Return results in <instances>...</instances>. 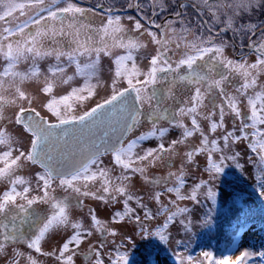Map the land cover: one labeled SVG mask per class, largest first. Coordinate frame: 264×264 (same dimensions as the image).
I'll use <instances>...</instances> for the list:
<instances>
[{
  "label": "snow or ice",
  "instance_id": "1",
  "mask_svg": "<svg viewBox=\"0 0 264 264\" xmlns=\"http://www.w3.org/2000/svg\"><path fill=\"white\" fill-rule=\"evenodd\" d=\"M127 8L137 13L126 17L131 27L112 5L0 0V256L7 257L5 264H39L33 252L55 264H76L78 256L83 264H134L133 235L167 245L170 226L177 221L186 234L192 232V209L181 207V201L207 207L195 219L211 230L220 194L216 182L229 165L243 169L240 153L233 151L238 143L249 149L258 173L255 192L264 200V22L252 20L264 10V0H129ZM229 32L231 40L224 39ZM149 43L154 53L141 55ZM229 47L231 55L226 54ZM102 57L111 59L108 83L101 78ZM27 85L36 86L35 94ZM101 88L109 94L78 111ZM37 100L52 118L33 106ZM146 124L147 130L135 134ZM172 128L180 135L166 145ZM218 130L222 134L210 138ZM195 134L201 137L198 144L190 142ZM149 140L158 143L143 148ZM202 154L207 179L188 186L187 166L198 167L196 157ZM155 167L168 171L149 175ZM136 174L145 185L160 189L147 196L160 206L155 213L144 196L131 191ZM169 193L175 199L162 203ZM85 198L122 203L123 211L114 212L108 222L89 207L85 227L72 215L74 208L85 206ZM239 199L237 194L234 202ZM252 219L247 210L237 217L233 243ZM125 221L136 228L117 243L120 233L110 224ZM69 229L58 247L43 250L53 234ZM94 233L99 238L92 242ZM20 245L30 252L25 255ZM200 255L199 264H249L255 256L264 261V251L249 249L234 259L216 258L210 251ZM186 259L192 264L191 256Z\"/></svg>",
  "mask_w": 264,
  "mask_h": 264
},
{
  "label": "rangeland",
  "instance_id": "2",
  "mask_svg": "<svg viewBox=\"0 0 264 264\" xmlns=\"http://www.w3.org/2000/svg\"><path fill=\"white\" fill-rule=\"evenodd\" d=\"M187 1V0H184ZM74 3H77L78 6L84 7V8H94L97 4H103L105 7L112 5L115 9L120 10L117 11L115 14H119L122 17H125L123 20V23L127 25L128 27H131L132 22L128 21L126 19L127 16H137L136 12H125L124 10L127 8V3L129 0H73ZM132 3H135L136 0H131ZM63 6V5H61ZM122 9V10H121ZM97 15L95 16V20L97 23H99L101 19V15L99 14L100 10L97 9ZM192 19L193 25L196 23V19L194 17H190ZM253 22L260 23L264 22V10L258 11L255 13V15L252 18ZM246 22V21H241ZM232 35V33H230ZM231 35H225L224 39L231 40ZM144 39H148L145 37ZM239 42V41H237ZM154 53V46L149 43L148 48L141 52V55L145 54H152ZM232 49L229 47L226 50V54L231 55ZM142 66L147 64V61H141ZM47 61L42 62V67L46 68ZM23 67V66H22ZM112 67L111 59L108 57H102L101 60V78L105 83L110 82V68ZM82 83V81H79ZM27 90L29 92H32L35 94V85H27ZM58 91H60L58 89ZM109 89L107 88H101L98 89V95L94 97L93 99L89 100L83 107V109H79L78 111L86 110L88 107L93 106L97 101L105 97L107 94H109ZM35 107H37V110L41 111L42 115H46L49 118L51 117V114L47 113L46 110L42 109L40 106L39 100H37L36 103H34ZM9 113H11V109L8 110ZM190 123V122H189ZM162 126H167L166 124H163ZM202 126H205V131L207 134V128H206V122H202ZM148 125L146 124L144 128L137 130L135 134H139L140 131H145L148 129ZM226 127L228 130H231V121L226 117ZM12 130V129H10ZM16 134L21 135V138H24L22 134L21 129L15 130ZM221 131L218 130L216 134H213L210 136V138H215L216 135H221ZM180 135V130L172 128L169 131V134L167 135L165 139V144L167 145L168 142H170L172 139H176ZM201 137L198 134H195L193 137L190 138V142L194 144H198ZM158 141L156 140H149L146 141L143 144V148L148 147H155ZM233 151L240 153L239 162L243 165V169H236L233 166L229 165L228 168L225 169L226 174H222L219 180L216 182L219 185V196H218V205H217V211L213 213V216L215 217V221L218 217L222 216L224 212H226L228 209L232 207V204L234 203V198L238 194L240 199L239 201L243 204H253L255 202H260L255 189L257 186L256 183V177H257V168L256 166L251 163L248 159L250 152L247 148V145L245 143H238L235 146H233ZM181 154L183 153V146L180 148ZM105 165H107L110 161V156L103 157ZM255 159V157H253ZM197 165H189L187 166V172L188 175L186 177L188 181V186H191L193 183L199 182L201 178L207 179V173L204 172V168L207 166V157L206 154H202L198 157H196ZM180 160L179 158L176 161V166L179 167ZM168 171L167 168L163 167H155V168H149L148 174L149 175H160L163 176ZM25 175H28V170L25 171ZM132 188L131 191L140 196L145 197V203L148 204L149 208L155 213L159 205L156 204L154 200H149L147 198L149 192H155L160 189H152L149 186L145 185L142 178L139 176V174H136L132 179ZM59 195H63V193H58ZM175 199L173 194H166L165 196L161 197V201L164 204H167L168 199ZM122 199V198H121ZM132 207H135V202H130ZM181 207H188L192 209V213L190 214L192 218L194 219L195 226L193 227L192 232L185 233L183 231V228L180 226L179 222L177 221L174 226H170V240L167 245H162L158 241L155 240H142L138 236L133 235V239L135 241V247H132L129 245L130 248V260L134 262V264H179V260L177 259V256L175 255L178 248L182 247L185 248V243H188L190 245H194L198 233L196 234V231L200 232L203 227L199 225V221L195 219L196 216L202 215L204 212L207 211V207L201 208L199 205H194L191 201H181L178 202ZM94 208L96 210V214L99 219L103 221H111V216L116 211H123V205L122 203H107L105 204L102 201L92 200L91 198H85V206L83 208H74L72 211L73 219L81 221L85 227H88L90 225V218L88 216V208ZM139 211V210H138ZM142 215V212H141ZM162 219V218H161ZM148 227L153 226V221H146L145 222ZM112 227H116L117 231L120 233L119 236L115 237L117 243H119L120 237L123 236L126 233H132V230L136 228L135 224L128 223L127 221L123 222L121 225H111ZM200 229V231H199ZM71 229L68 231H61L59 233L53 234L43 245V250L45 252H50L53 248H56L63 242L64 239L67 238V235L70 233ZM196 235V237H195ZM99 238L98 233H94L92 237H90V241L95 242ZM113 238H109V241ZM180 240L183 241V243L177 245L176 241ZM231 240V241H230ZM225 245H224V252L226 255H231V257L234 259L235 255L239 254V251L244 249H249L251 251L259 252L263 251L264 249V240L262 238L261 231L255 226L251 225L250 228H246L244 232L236 234V242H233V235ZM86 244L82 245V248H86ZM114 246H112L110 243L107 246V250L113 249ZM20 251L25 253L27 255L30 250L26 248L24 245L19 246ZM9 251H11L9 249ZM190 251V250H188ZM203 251H210L209 248H205ZM202 251V252H203ZM172 252V253H171ZM201 252V253H202ZM211 252V251H210ZM184 250L181 251V257L184 258V264H189L186 257L183 255ZM200 253V254H201ZM35 259L39 261V264H55L53 258L51 257H45L40 256L38 254H35L34 252L31 253ZM201 256V255H200ZM7 259L6 256H0V264H5V260ZM76 264H83L81 258L78 256L75 258ZM195 262V260H194ZM192 262V264L194 263ZM263 261L259 256L253 257L249 264H262ZM24 264V262H22Z\"/></svg>",
  "mask_w": 264,
  "mask_h": 264
},
{
  "label": "trees",
  "instance_id": "3",
  "mask_svg": "<svg viewBox=\"0 0 264 264\" xmlns=\"http://www.w3.org/2000/svg\"><path fill=\"white\" fill-rule=\"evenodd\" d=\"M259 200L260 202H255L253 204H243L240 201L234 202L230 209H228L223 213L222 216L218 217L217 220L214 221V225L212 226L211 230L202 228L201 231L199 229L200 232H198V230L196 231L198 236L194 245L185 243V248L180 247L178 248L179 250H177V252H179L181 256V251L184 250L185 253H183V255L186 258L191 256L193 258L192 262L195 260L193 264H199V262L203 259L200 256V253L205 248H209L216 258H221L222 256L226 255L224 252V245L232 238V226L236 223L237 217L242 216V213L245 210L252 214L253 219L251 221V225H255L261 231L262 238L264 240V200ZM244 231L245 229L239 231L238 233ZM204 264H207V262H204ZM262 264H264V261Z\"/></svg>",
  "mask_w": 264,
  "mask_h": 264
},
{
  "label": "flooded vegetation",
  "instance_id": "4",
  "mask_svg": "<svg viewBox=\"0 0 264 264\" xmlns=\"http://www.w3.org/2000/svg\"><path fill=\"white\" fill-rule=\"evenodd\" d=\"M184 2H187V1H184ZM125 12L127 11V12H136V10L134 9V8H126L125 10H124ZM157 22H160V20L159 19H157ZM231 32H229V33H226L227 35H231L230 34ZM225 34V35H226ZM232 36V35H231ZM230 36V37H231Z\"/></svg>",
  "mask_w": 264,
  "mask_h": 264
}]
</instances>
